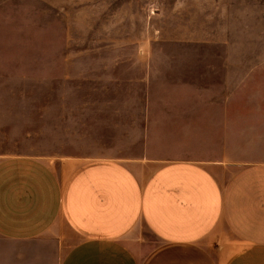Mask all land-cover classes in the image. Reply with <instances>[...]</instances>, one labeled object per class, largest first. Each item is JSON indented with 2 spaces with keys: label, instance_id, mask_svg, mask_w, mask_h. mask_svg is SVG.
Segmentation results:
<instances>
[{
  "label": "crops",
  "instance_id": "crops-1",
  "mask_svg": "<svg viewBox=\"0 0 264 264\" xmlns=\"http://www.w3.org/2000/svg\"><path fill=\"white\" fill-rule=\"evenodd\" d=\"M164 50L66 64L46 157L0 161V264H264V161L221 179L227 151H264V113L242 125L232 64Z\"/></svg>",
  "mask_w": 264,
  "mask_h": 264
},
{
  "label": "rangeland",
  "instance_id": "rangeland-1",
  "mask_svg": "<svg viewBox=\"0 0 264 264\" xmlns=\"http://www.w3.org/2000/svg\"><path fill=\"white\" fill-rule=\"evenodd\" d=\"M121 45L232 64L226 93L240 95L242 125L264 113V0H0V161L46 157L44 95L51 106L58 75L63 91L66 64L88 62L89 49ZM257 161L264 151H227L221 179Z\"/></svg>",
  "mask_w": 264,
  "mask_h": 264
}]
</instances>
